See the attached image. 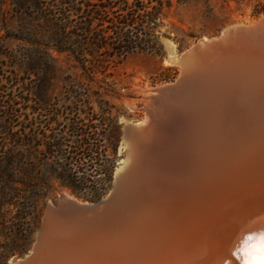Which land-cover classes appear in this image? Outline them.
I'll use <instances>...</instances> for the list:
<instances>
[{
	"label": "bare ground",
	"instance_id": "bare-ground-1",
	"mask_svg": "<svg viewBox=\"0 0 264 264\" xmlns=\"http://www.w3.org/2000/svg\"><path fill=\"white\" fill-rule=\"evenodd\" d=\"M247 42L181 64L169 49L180 80L149 92L150 125L129 139L141 163L124 185L141 203L48 222L29 264H246L264 233V38Z\"/></svg>",
	"mask_w": 264,
	"mask_h": 264
},
{
	"label": "trees",
	"instance_id": "trees-1",
	"mask_svg": "<svg viewBox=\"0 0 264 264\" xmlns=\"http://www.w3.org/2000/svg\"><path fill=\"white\" fill-rule=\"evenodd\" d=\"M51 1L52 5L46 0H10L16 10L39 13L33 19L21 16V27L12 40L22 44L19 61L26 65L25 71L33 75L43 72V78L37 76L42 83L51 74L45 66H49L52 50L66 54L93 77L98 69L119 65L130 54L162 49L160 28L168 7L164 0ZM5 3L0 0V6ZM46 3L51 8L49 16L42 12ZM259 13H264V6ZM75 93L71 92L72 98L77 97ZM80 111L75 109V116ZM47 124L50 128L56 122L48 120L39 132L29 124L16 134L11 122L1 129L0 211L15 207L19 220L20 210L27 209L34 216L38 204L56 187L77 199L96 202L112 185L120 139L113 120L104 113L95 127L85 125L79 117L53 129Z\"/></svg>",
	"mask_w": 264,
	"mask_h": 264
},
{
	"label": "rangeland",
	"instance_id": "rangeland-1",
	"mask_svg": "<svg viewBox=\"0 0 264 264\" xmlns=\"http://www.w3.org/2000/svg\"><path fill=\"white\" fill-rule=\"evenodd\" d=\"M164 1L168 7L164 10L160 28L161 51L130 54L119 65L109 64L90 77L66 54L52 50L49 51V66H45L44 60H39L42 69L45 66L51 71L47 82L42 83L37 79L43 78V72L33 75L25 71L26 65L19 61L22 44L12 40L21 27L19 18L33 19L39 13L16 10L10 0H6L5 5L0 6V146L3 143L1 129L8 122L12 123L13 132L21 134L29 124L39 132L48 120L56 122L50 128L47 124L49 129H53L74 117L95 127L99 126V120L105 113L120 130L114 181L126 154V146L122 142L124 127L149 119L150 91L173 85L179 80L180 67L171 60L169 49L178 58L197 44L215 39L234 26H248L264 17V13L258 14L264 0ZM46 2L53 4L51 0ZM50 10L46 3L42 12L49 16ZM73 91H76V98L71 97ZM80 95H86L88 99ZM75 109L81 113L75 116ZM62 197L89 202L56 187L50 197L38 204L34 216L29 215L31 213L27 209L20 210L19 220V210L12 206L0 211V264H15L29 255L46 208L56 205Z\"/></svg>",
	"mask_w": 264,
	"mask_h": 264
},
{
	"label": "water",
	"instance_id": "water-1",
	"mask_svg": "<svg viewBox=\"0 0 264 264\" xmlns=\"http://www.w3.org/2000/svg\"><path fill=\"white\" fill-rule=\"evenodd\" d=\"M264 18V17H263ZM251 37V39H248ZM263 39L264 38V19L261 22L260 26L256 27H243V26H234L225 32H223L219 37L215 39H210L205 42L197 44L192 49L183 53L180 57V64L185 60L191 59V57H196L198 55L209 53L211 51H222V52H233L236 48H238L245 40L248 42H253L254 39ZM253 40V41H252ZM242 42V43H241ZM246 43V44H247ZM233 49V50H230ZM180 80V79H179ZM178 82V81H177ZM177 82L173 84L171 87L164 89L162 92L165 94L170 90L176 88ZM150 125L149 120L145 121V123L141 124H128L124 127L122 132V142L126 146V154L124 162L127 161V164L120 168V170L115 174L113 186L109 192V194L96 202H86L82 203L76 199L62 197L56 205H49L46 208L44 213L42 224L39 228V231L36 236L35 243L33 248L28 256L17 261L15 264H29L34 258L37 257V246L39 238H41V233L43 230L48 228V222L53 223L58 226H70V228L76 227V225H82L84 222L103 219L106 215L107 211H112L114 207L120 206L121 203L127 201L126 203L131 202L132 204L141 203V197H135L127 200V196L129 194L128 190L125 188V180L128 177H132L135 173V169L141 163V161H134L132 159V155L130 153V141L131 136L142 135ZM132 160V161H130ZM129 161V163H128ZM131 162V164H130ZM132 169V171H131ZM126 177V178H125ZM129 201V202H128ZM230 208L227 207V209ZM221 214V213H220ZM106 218V217H105ZM215 219L206 223V227H208V232L203 236V240L207 236L217 235L219 227H216ZM203 226V225H202ZM213 226V227H212ZM222 229V228H221ZM223 230V229H222ZM224 231V230H223Z\"/></svg>",
	"mask_w": 264,
	"mask_h": 264
},
{
	"label": "snow or ice",
	"instance_id": "snow-or-ice-1",
	"mask_svg": "<svg viewBox=\"0 0 264 264\" xmlns=\"http://www.w3.org/2000/svg\"><path fill=\"white\" fill-rule=\"evenodd\" d=\"M246 264H264V233L259 235L254 252Z\"/></svg>",
	"mask_w": 264,
	"mask_h": 264
}]
</instances>
